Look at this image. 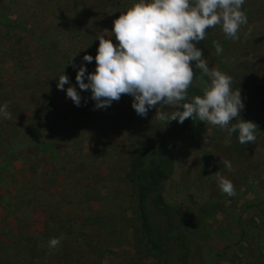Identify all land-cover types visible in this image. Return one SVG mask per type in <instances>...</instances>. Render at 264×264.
<instances>
[{
  "label": "rangeland",
  "instance_id": "1",
  "mask_svg": "<svg viewBox=\"0 0 264 264\" xmlns=\"http://www.w3.org/2000/svg\"><path fill=\"white\" fill-rule=\"evenodd\" d=\"M137 2L0 0V16L14 27L0 25V106L8 102L12 116L0 117V264H159L126 180L129 139H143L149 129L173 163L172 176L145 205L167 264H182L183 251L188 264H264V0H245L248 24L238 40L217 25L196 45L209 67L241 90V118L258 125L255 143L243 145L238 132L229 140L226 130L199 120L198 136L184 145L178 122L158 121L156 108L141 117L133 98L122 95L95 109L90 90L80 91L76 63L94 58L100 32H111ZM51 50L72 61L64 69L82 97L79 107L67 98L68 85L57 88L62 68ZM194 85L203 87L199 78ZM217 172L234 183L235 196L221 192ZM53 237L62 239L50 249Z\"/></svg>",
  "mask_w": 264,
  "mask_h": 264
},
{
  "label": "clouds",
  "instance_id": "2",
  "mask_svg": "<svg viewBox=\"0 0 264 264\" xmlns=\"http://www.w3.org/2000/svg\"><path fill=\"white\" fill-rule=\"evenodd\" d=\"M244 3L245 0H138L113 21L111 32H100L96 56H83L86 63L95 59V71L88 73L82 63L77 69L76 84L80 91L90 90L95 109H106L122 95H129L133 98L131 107L141 117H146L152 108H156L154 118L166 125L171 121L183 124L196 117L226 130L229 140L238 132L240 144H254L258 125L240 116L244 109L241 90L233 89L230 75L210 68L203 51L196 47L205 40L207 30L217 25L226 38L238 40L241 26L248 24L242 11ZM113 36L117 43H113ZM213 46L217 55L223 53L219 41H213ZM191 62L202 74V95H189L197 78ZM65 85L67 98L79 107L80 92L63 74L58 90H65ZM158 105L173 110H158ZM8 107V102L0 106V117L12 118ZM223 163L231 170L230 161ZM214 176L221 192L229 197L236 195L230 179L220 172ZM61 239L51 238L48 247L57 248Z\"/></svg>",
  "mask_w": 264,
  "mask_h": 264
},
{
  "label": "trees",
  "instance_id": "3",
  "mask_svg": "<svg viewBox=\"0 0 264 264\" xmlns=\"http://www.w3.org/2000/svg\"><path fill=\"white\" fill-rule=\"evenodd\" d=\"M0 25L7 28H14L6 23V19L3 15L0 16ZM51 52L62 68V75L66 74L67 66L64 69V64L72 61L55 50H51ZM76 64L79 67L82 63ZM85 65L95 70L96 64L85 63ZM192 67L197 78H199L202 74L199 70H196L194 66ZM197 78H195L194 81ZM194 81L188 90L189 95H202V89L196 87ZM197 123L198 119L196 117L186 119L183 124L178 123L176 125V128L179 130L176 135L177 141L184 145H188L193 141L198 136ZM159 131H164V127L162 126ZM156 136H158V133H154V131L149 129V131L144 133L143 139H138L134 136L129 139L126 180L137 191V206L141 227L145 239L150 245V250L155 255L156 261L159 262V264H167V255L163 249V242L161 239L162 234L155 228L154 223L145 209V205L148 204L149 201L152 202V197L160 192L162 180L170 178L173 174L171 155L169 153H162L161 149L163 143L157 144L155 139ZM143 141H146V144L140 145L139 143ZM15 199H17L16 195ZM171 221L172 219L169 218L166 224L172 226ZM181 260L182 264H188L184 251L182 252Z\"/></svg>",
  "mask_w": 264,
  "mask_h": 264
}]
</instances>
